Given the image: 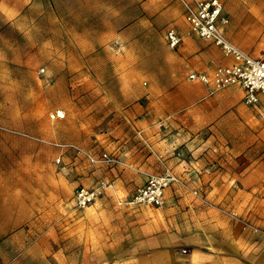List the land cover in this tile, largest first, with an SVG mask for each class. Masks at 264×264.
<instances>
[{"label":"crops","instance_id":"crops-1","mask_svg":"<svg viewBox=\"0 0 264 264\" xmlns=\"http://www.w3.org/2000/svg\"><path fill=\"white\" fill-rule=\"evenodd\" d=\"M58 3L67 6L53 15L63 28L57 29L59 36H68L66 52L72 56L67 72L81 84L102 89L103 133L96 154L107 153L117 164L88 165L83 187H92L99 178L111 184L99 202L112 204L94 205L91 211L128 219L129 231L123 241L127 239L130 244V257L122 264H264V252L254 233L242 231L241 222L234 220L230 226H223L224 219L216 207L200 203L191 193L197 190L210 203L219 201L230 208L231 197L236 194L233 186L249 188L245 216L264 223V175L257 178L245 171L240 177L219 168L224 160L231 161V149L243 150L239 153L243 166L246 160L251 161L250 149H264V95L256 107H249L243 103L240 88L211 94L208 87L188 80L191 73L210 75L231 62L217 47L189 33L178 0ZM225 3L231 42L253 58L263 57L264 0ZM66 21L67 28L63 26ZM168 31L181 38L175 49L166 43ZM72 129L79 135L70 145L85 146L90 125H73ZM49 137L51 144L57 143L55 133ZM9 145L0 141V149ZM39 148L35 144L36 173L27 185L0 175V246L6 249L0 251V259L12 261L19 256L33 260L40 254L42 238L3 231L24 227L31 232L44 225L38 217L44 212L43 194L36 191L43 186V152ZM165 174L178 182L165 190L162 207L117 206L118 201L132 197L147 177ZM23 186L24 194L20 190ZM102 242L99 240V245ZM94 243L89 238L84 240V245ZM106 252L101 246L87 251L89 260H99L98 264H107L103 257Z\"/></svg>","mask_w":264,"mask_h":264},{"label":"rangeland","instance_id":"rangeland-1","mask_svg":"<svg viewBox=\"0 0 264 264\" xmlns=\"http://www.w3.org/2000/svg\"><path fill=\"white\" fill-rule=\"evenodd\" d=\"M220 1L223 13L228 17L225 0ZM63 6L67 7L61 6L58 0H0V141L10 143L7 148L0 149V175H5L6 179H19L27 185L31 175L35 176L36 173L35 144H38L41 147L38 151L43 152V186L36 191L38 194L42 191L44 206V212L38 215L44 221L41 229L33 228L31 232L24 227L3 230L19 237L28 235L42 238L43 243L38 245L39 256L33 260L20 259L19 256L12 261L0 259V264H98L99 260H89L87 251L90 248L99 249L100 246L107 249L103 256L107 264H122L130 257L127 252L130 244L127 239L123 241L129 231L128 219H119L115 213L91 211L94 205L112 203L99 200L84 210H77L72 203L75 190L86 185L85 174L89 164L77 155L74 164V152L59 145L68 146L78 139L79 134H75L73 125H90L92 131L85 133V146L79 148L96 154L99 136L103 133L101 110L104 102L99 100L102 93L100 86L81 84L78 79H73V75H69L70 71L67 72L72 56L66 52L68 36H59L57 29L62 27L59 26L60 22L53 20V15L57 16V10ZM64 25L67 28L68 21ZM89 93L93 97L85 98ZM55 110H62L65 118L50 120L49 115ZM53 133L57 136L58 144L49 142V136ZM241 151L231 149V161L224 160L219 166L221 171H231L232 175L240 177L245 171L257 178L264 175V149H250L251 161L248 163L246 160V166L239 161ZM59 157L61 161L56 164L55 160ZM236 182L241 185L238 180ZM233 188L236 194L231 197L230 208L219 201L211 203L224 219L223 226H230L231 218L219 208L235 212L240 220L237 221L243 226L242 231L246 230L245 223L255 226V241L260 242L264 252V223L253 222L245 216L249 206V188L235 185ZM20 190L25 193L24 186ZM32 191L28 189L27 192ZM255 206L257 209L260 207L259 204ZM255 215L259 219V213ZM87 238L95 243L84 245ZM101 239L106 246L99 245ZM4 250L0 246V251ZM16 252L19 254L20 247Z\"/></svg>","mask_w":264,"mask_h":264},{"label":"built area","instance_id":"built-area-1","mask_svg":"<svg viewBox=\"0 0 264 264\" xmlns=\"http://www.w3.org/2000/svg\"><path fill=\"white\" fill-rule=\"evenodd\" d=\"M178 1L183 6V17L189 27V33L217 47L223 57L231 62L229 65L216 68L210 75L191 73L188 75V80L208 87L211 94L229 88H240L243 91V103L249 107L257 106L260 97L264 95V56L253 58L231 42L227 34L229 20L223 13V5L220 0ZM165 40L171 49H175L181 42V38L174 31H168ZM64 118L65 113L62 110H55L49 115V119L52 121ZM59 147L68 148L93 167L117 164V160L107 153L93 154L73 145H59ZM60 161L59 157L55 163L59 164ZM175 182L178 180L170 174L160 177L149 176L144 185L137 189L132 197L125 201H118L117 206L147 205L160 208L163 206L165 190ZM110 188L111 184L104 178L96 180L92 187H79L73 194V206L77 210H84L101 200ZM191 193L200 203L214 207L199 191L192 190ZM218 210L231 220L240 221L235 212L220 208ZM243 225L247 230L257 233L255 227L246 223ZM183 253L186 251L183 250Z\"/></svg>","mask_w":264,"mask_h":264}]
</instances>
